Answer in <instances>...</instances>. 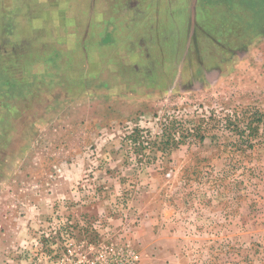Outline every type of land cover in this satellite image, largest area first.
I'll return each instance as SVG.
<instances>
[{"label":"rangeland","instance_id":"obj_1","mask_svg":"<svg viewBox=\"0 0 264 264\" xmlns=\"http://www.w3.org/2000/svg\"><path fill=\"white\" fill-rule=\"evenodd\" d=\"M261 116L264 0H0V264H264Z\"/></svg>","mask_w":264,"mask_h":264},{"label":"trees","instance_id":"obj_2","mask_svg":"<svg viewBox=\"0 0 264 264\" xmlns=\"http://www.w3.org/2000/svg\"><path fill=\"white\" fill-rule=\"evenodd\" d=\"M247 118H248V116L245 117V115H243L242 117H239V120H240V121H244V120L247 119ZM261 119H264L263 116L260 117V121H262ZM247 125H248V127H250V129H252V130L254 129V128H252V126L250 125V123L247 122ZM237 127H238V126H237ZM237 131H240L239 133H241V135H243V133H244V130H243L240 126H239V130H237ZM135 132H136V130H135ZM135 132H134V133H135ZM137 133H138V132H137Z\"/></svg>","mask_w":264,"mask_h":264},{"label":"built area","instance_id":"obj_3","mask_svg":"<svg viewBox=\"0 0 264 264\" xmlns=\"http://www.w3.org/2000/svg\"><path fill=\"white\" fill-rule=\"evenodd\" d=\"M137 257H138V256L134 255V254L130 251L128 258L126 259L127 264H136Z\"/></svg>","mask_w":264,"mask_h":264},{"label":"flooded vegetation","instance_id":"obj_4","mask_svg":"<svg viewBox=\"0 0 264 264\" xmlns=\"http://www.w3.org/2000/svg\"><path fill=\"white\" fill-rule=\"evenodd\" d=\"M216 9H217V7H216ZM215 8H213V10H212V14L214 13V14H216V17L217 16H219L220 17V15H223V11L222 10H220V9H218L217 10V12L215 11L216 10ZM26 102V101H25ZM28 102V101H27ZM26 103H24V105H25Z\"/></svg>","mask_w":264,"mask_h":264}]
</instances>
